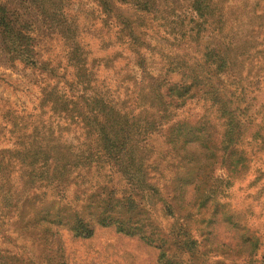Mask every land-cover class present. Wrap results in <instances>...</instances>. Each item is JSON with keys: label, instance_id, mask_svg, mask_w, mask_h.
I'll return each mask as SVG.
<instances>
[{"label": "trees", "instance_id": "obj_1", "mask_svg": "<svg viewBox=\"0 0 264 264\" xmlns=\"http://www.w3.org/2000/svg\"><path fill=\"white\" fill-rule=\"evenodd\" d=\"M50 1L57 8L39 0L36 15L46 26L55 22L44 28L66 48L71 80L49 108L63 130H80L90 143L75 152L66 136L23 126L10 148H0V264H70L64 237L90 241L101 230L115 254L127 239L154 250L153 264H209L190 226L207 204L215 213L214 198L230 187L213 178L214 169L245 173L247 138L264 149V113L258 124L248 114L264 73V17L256 12L264 0H92L101 15L94 29L69 16L63 0ZM30 17L0 4V50L12 63L54 74ZM152 39L188 52L164 57L155 72ZM126 58L124 89L93 90L97 71ZM189 102H201L204 113L180 118ZM216 215L207 220L214 230ZM241 243L224 244L220 256L264 264L260 238Z\"/></svg>", "mask_w": 264, "mask_h": 264}, {"label": "rangeland", "instance_id": "obj_2", "mask_svg": "<svg viewBox=\"0 0 264 264\" xmlns=\"http://www.w3.org/2000/svg\"><path fill=\"white\" fill-rule=\"evenodd\" d=\"M25 1L22 0L23 3H21L18 0H0V4L11 11L19 10L22 14L26 12L31 16L30 19L25 20L36 31L40 58L51 60L53 65H56L57 71H54V74L47 75L41 71L25 68L17 62H10L0 50V148H10L16 140V129L25 126L28 133L32 128H36L35 132L42 136H66L68 142L73 141L75 148L72 151L80 152L90 143V140L86 138L84 132L74 130L73 127L63 130L64 123L62 122L64 120L61 115L53 113L49 108L50 101L52 102L54 97L62 91L65 92L62 88V82L64 84L65 81L71 80L69 75L71 71L67 65L66 48L62 46V42H59L53 32L44 28L55 25V22L49 20L45 22L47 23L46 26L43 23L44 21L36 15L38 10L36 4L39 0ZM46 7L50 10L57 8L50 0H48ZM62 7L68 10L69 16L73 15L79 20L83 17L86 24H94L91 28L94 29L100 26L99 18L101 15L92 0H63ZM173 7L176 8V5H173ZM256 12L259 16L264 17V2L259 4ZM185 15L187 16V14ZM262 24H264V20ZM99 36L94 32L89 37L90 47L94 53L96 52ZM151 42L156 47V50L151 51L150 54L152 57L151 65L155 72L162 67L164 57H169L173 53L185 55L188 52L183 50V45L178 46L180 49H177L170 46L168 42L159 41V39H152ZM127 63L128 59L126 58L120 65L115 64L111 70L100 69L97 71V81L95 83L97 89L93 90L102 94L104 91L106 92V89L117 93L124 89L127 82L124 79L130 71L129 65H126ZM260 76L261 85L258 87L257 95L254 96L256 98L255 102L250 104L251 108L248 113L255 124L260 122L264 113V73ZM119 83L122 84V87L116 89V86L120 85ZM66 89L68 90V88ZM90 91L87 90L85 93ZM82 93L81 88L73 90V94L80 97ZM201 106V102L187 103L184 112L180 114V118L201 116L204 113ZM245 142H248V144L243 145L249 158L248 170L241 175L230 177L226 170L216 167L213 178L216 181H231L230 187L224 188L222 185L223 194L214 198L217 205L215 213L211 212L213 208L207 204V212L202 213L198 222L192 223L191 221L192 236L200 243L199 249L201 252L210 255L209 264H215L214 262L217 260H222L224 264H230L231 254L226 255L225 258L220 256L222 250H225L223 245L231 242L242 247L241 240L244 237L254 236L260 238L262 245L259 247L258 254L264 253V176L262 175L264 172V149H260L256 145L259 144L258 141L255 143L250 138H247ZM161 146L160 143L159 147ZM258 178L260 179L258 180ZM214 214H217L214 219H218L215 230L207 225V220ZM200 220L203 223H200ZM207 229L210 231L209 235ZM64 242L70 264H153L156 254L154 250L138 246L136 242L127 239L118 244L117 253L115 254V248L110 249L109 247L113 241L107 230H101L90 241H72L65 236Z\"/></svg>", "mask_w": 264, "mask_h": 264}]
</instances>
